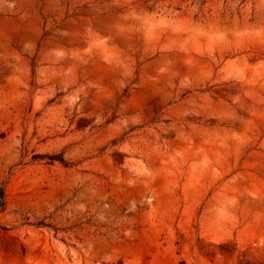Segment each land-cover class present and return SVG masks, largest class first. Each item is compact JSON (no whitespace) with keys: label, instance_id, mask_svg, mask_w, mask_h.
I'll return each mask as SVG.
<instances>
[{"label":"rangeland","instance_id":"1","mask_svg":"<svg viewBox=\"0 0 264 264\" xmlns=\"http://www.w3.org/2000/svg\"><path fill=\"white\" fill-rule=\"evenodd\" d=\"M2 201L0 264H264V0H0Z\"/></svg>","mask_w":264,"mask_h":264},{"label":"trees","instance_id":"2","mask_svg":"<svg viewBox=\"0 0 264 264\" xmlns=\"http://www.w3.org/2000/svg\"><path fill=\"white\" fill-rule=\"evenodd\" d=\"M42 157L49 159L50 163L58 161V162H60L61 164L65 165V166L70 165V163L67 162L65 160V158L63 156H61V155L42 156ZM1 199L3 200V193L1 194ZM3 204H4V202L2 201V203H0V209H1V206ZM180 264H186V262L185 261H181Z\"/></svg>","mask_w":264,"mask_h":264}]
</instances>
